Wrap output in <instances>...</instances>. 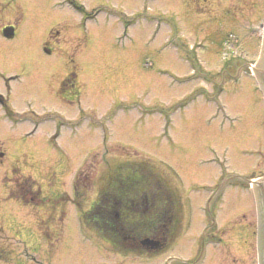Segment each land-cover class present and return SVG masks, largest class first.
<instances>
[{
  "label": "rangeland",
  "instance_id": "1",
  "mask_svg": "<svg viewBox=\"0 0 264 264\" xmlns=\"http://www.w3.org/2000/svg\"><path fill=\"white\" fill-rule=\"evenodd\" d=\"M263 3L0 0V264H195L203 240L201 264H259L253 185L231 179L207 202L226 174L264 175L263 91L249 66L219 83L236 57L223 58L231 31L240 57L258 58ZM191 51L210 76H197ZM73 64L71 103L58 90ZM141 158L178 185L181 228L153 254H123L80 213L115 160ZM16 180L50 193L18 199Z\"/></svg>",
  "mask_w": 264,
  "mask_h": 264
},
{
  "label": "flooded vegetation",
  "instance_id": "2",
  "mask_svg": "<svg viewBox=\"0 0 264 264\" xmlns=\"http://www.w3.org/2000/svg\"><path fill=\"white\" fill-rule=\"evenodd\" d=\"M196 55V51L189 52V57L196 60L195 73L198 77L199 75H202L203 77L210 76L211 73H208L205 70L206 68H204L199 57H196ZM235 66L236 70L234 71L233 68ZM245 66H249V61L244 60L240 56L232 58V60H230V62L228 61V63L225 62V64H223L220 68L223 78L222 80H219V83L222 84L227 75L232 78L235 77L233 79L236 80L239 70L244 69L243 67ZM78 74V66L73 64V67L68 71L59 85V95L71 103L79 101L78 98L81 96V82L78 79ZM68 76H71V79L68 82H65V78ZM75 77L77 79H75ZM212 83L214 84V81H212ZM203 87L204 86L199 87V90L204 89ZM199 90H197V92ZM3 100L5 99L3 98ZM33 111L37 113L34 109L25 110L24 113H32ZM94 166L95 163L91 167L87 165L80 168L73 184L74 193L79 191L78 181L80 178H87L85 173H91ZM157 178V171L153 168V166H150L146 162L137 159L115 160L111 164L107 180L103 178L102 184L99 185L96 196L91 203V208L94 207V213L99 212V208L106 209V213L103 215L111 217L109 225L114 228L125 229L130 225L129 221H131L132 218L142 220L147 212L152 209L150 200H154V198L157 199V196L155 195L156 192L152 190V188L156 186ZM103 182L106 183L103 184ZM26 183H30V189L25 186ZM34 183L35 182L33 180L31 182H18L16 180L14 188H17L16 192L21 198L28 197L30 200L32 198L41 199L43 196L34 191L44 189V184L42 181H39L40 185L34 186ZM45 192L50 193L49 191ZM51 197H53V195L49 196V198ZM136 224L140 225L141 223L137 222ZM0 259H2L1 256Z\"/></svg>",
  "mask_w": 264,
  "mask_h": 264
},
{
  "label": "trees",
  "instance_id": "3",
  "mask_svg": "<svg viewBox=\"0 0 264 264\" xmlns=\"http://www.w3.org/2000/svg\"><path fill=\"white\" fill-rule=\"evenodd\" d=\"M70 79L71 76L66 77L65 82ZM157 175L156 186L152 188L156 192L157 199L150 200L152 209L142 220L137 218L127 220L130 225L125 229L111 227L109 225L111 217L103 215L106 213L104 208H99V212L96 213H94V207L85 212L86 219L91 218L95 221L94 229L102 238L110 241L114 249L125 253H153L142 243L145 235H159L168 243L180 231L181 198L179 192L169 184L166 175H161L162 177L160 173ZM137 222L141 224H136Z\"/></svg>",
  "mask_w": 264,
  "mask_h": 264
},
{
  "label": "water",
  "instance_id": "4",
  "mask_svg": "<svg viewBox=\"0 0 264 264\" xmlns=\"http://www.w3.org/2000/svg\"><path fill=\"white\" fill-rule=\"evenodd\" d=\"M4 32L12 36L14 34V27L13 26H7L4 29ZM258 76L263 84L264 88V48L262 51V56L258 62V66L256 67ZM238 176H241L243 178V175L237 174ZM249 179V178H247ZM251 180V179H249ZM255 183H257V189L256 192L258 194V200H259V213H260V229H259V255H261V264H264V175L261 179L255 180ZM149 246L151 247H160L161 244L158 241H155L153 239L148 238L146 240Z\"/></svg>",
  "mask_w": 264,
  "mask_h": 264
},
{
  "label": "bare ground",
  "instance_id": "5",
  "mask_svg": "<svg viewBox=\"0 0 264 264\" xmlns=\"http://www.w3.org/2000/svg\"><path fill=\"white\" fill-rule=\"evenodd\" d=\"M249 101H250V105H248V107L249 108H251V105H252V101L249 99Z\"/></svg>",
  "mask_w": 264,
  "mask_h": 264
}]
</instances>
